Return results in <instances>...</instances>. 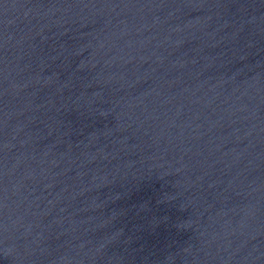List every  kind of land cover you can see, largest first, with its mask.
<instances>
[{"label": "water", "instance_id": "obj_1", "mask_svg": "<svg viewBox=\"0 0 264 264\" xmlns=\"http://www.w3.org/2000/svg\"><path fill=\"white\" fill-rule=\"evenodd\" d=\"M0 264H264V0H0Z\"/></svg>", "mask_w": 264, "mask_h": 264}]
</instances>
